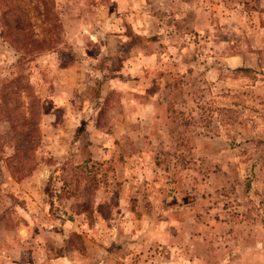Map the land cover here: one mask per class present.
I'll return each instance as SVG.
<instances>
[{"label":"rangeland","instance_id":"rangeland-1","mask_svg":"<svg viewBox=\"0 0 264 264\" xmlns=\"http://www.w3.org/2000/svg\"><path fill=\"white\" fill-rule=\"evenodd\" d=\"M52 2L55 50L0 37V264H264V0Z\"/></svg>","mask_w":264,"mask_h":264},{"label":"trees","instance_id":"trees-1","mask_svg":"<svg viewBox=\"0 0 264 264\" xmlns=\"http://www.w3.org/2000/svg\"><path fill=\"white\" fill-rule=\"evenodd\" d=\"M61 30L62 25L52 0H0V37L15 52L18 65L32 61L45 51L55 50L61 38ZM23 79L22 76H17L1 88L5 90L0 99L7 116H10L14 108H18L16 101L13 102L14 98L20 91L28 89L22 83ZM33 111L23 114L22 125L19 122L21 126L28 125V142L21 145L22 139L15 140L13 153L8 159L9 164L16 163L15 172L22 177L31 172L25 167V162L29 161V153L35 144V125L32 122L35 124L37 118ZM6 121L10 123L13 118L6 117Z\"/></svg>","mask_w":264,"mask_h":264}]
</instances>
